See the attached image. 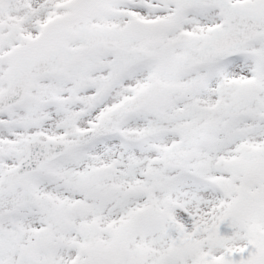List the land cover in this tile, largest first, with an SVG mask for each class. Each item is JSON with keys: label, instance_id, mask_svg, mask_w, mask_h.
<instances>
[{"label": "snow or ice", "instance_id": "obj_1", "mask_svg": "<svg viewBox=\"0 0 264 264\" xmlns=\"http://www.w3.org/2000/svg\"><path fill=\"white\" fill-rule=\"evenodd\" d=\"M0 264H264V0H0Z\"/></svg>", "mask_w": 264, "mask_h": 264}]
</instances>
